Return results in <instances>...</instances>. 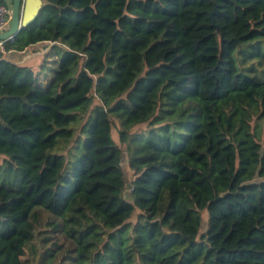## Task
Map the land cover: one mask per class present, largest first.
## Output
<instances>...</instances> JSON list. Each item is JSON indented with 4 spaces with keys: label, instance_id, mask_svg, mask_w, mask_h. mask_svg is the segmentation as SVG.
Masks as SVG:
<instances>
[{
    "label": "trees",
    "instance_id": "trees-1",
    "mask_svg": "<svg viewBox=\"0 0 264 264\" xmlns=\"http://www.w3.org/2000/svg\"><path fill=\"white\" fill-rule=\"evenodd\" d=\"M39 42L37 71L5 59ZM36 239L39 264H264V0H43L0 46V264Z\"/></svg>",
    "mask_w": 264,
    "mask_h": 264
},
{
    "label": "water",
    "instance_id": "water-1",
    "mask_svg": "<svg viewBox=\"0 0 264 264\" xmlns=\"http://www.w3.org/2000/svg\"><path fill=\"white\" fill-rule=\"evenodd\" d=\"M43 5V0H12L10 24L0 32V46L13 41L19 32L33 22Z\"/></svg>",
    "mask_w": 264,
    "mask_h": 264
},
{
    "label": "crops",
    "instance_id": "crops-1",
    "mask_svg": "<svg viewBox=\"0 0 264 264\" xmlns=\"http://www.w3.org/2000/svg\"><path fill=\"white\" fill-rule=\"evenodd\" d=\"M0 2L11 9L12 0H0ZM52 46L53 43L50 42H39L28 46L22 52H9L5 55V59L11 63L29 67L33 71H37Z\"/></svg>",
    "mask_w": 264,
    "mask_h": 264
},
{
    "label": "rangeland",
    "instance_id": "rangeland-1",
    "mask_svg": "<svg viewBox=\"0 0 264 264\" xmlns=\"http://www.w3.org/2000/svg\"><path fill=\"white\" fill-rule=\"evenodd\" d=\"M45 75L43 74L42 75V82H41V87H45V85H46V83H45V77H44ZM47 76L50 78L51 77V73H47ZM114 124H113V132H112V136H113V138L115 139V141H117V143L120 145V147L122 148V151H123V155H122V163H121V165H122V168H123V170H124V173H125V175H126V178L127 179H130V171L128 170V167H127V154H126V149L124 148V146H123V144H120L119 142H118V133H119V131H120V127H118V124L116 123V121L114 120V122H113ZM144 129H146V127L145 126H141V127H138V131H142V130H144ZM128 188V185H127V187H126V189ZM125 196H127V194H128V192L125 190ZM202 221H204V223H203V225H202V228H200V230H199V232L200 233H203L205 230H206V226H207V224H206V222H207V215H206V212L205 211H203L202 212ZM35 245H37L38 246V253H37V256H34V257H31V255H30V250H28L27 251V254H26V256H28L30 259H31V261H32V264H39V261H40V258H41V256H42V249H41V247H40V244H39V240L38 239H36L35 240Z\"/></svg>",
    "mask_w": 264,
    "mask_h": 264
},
{
    "label": "built area",
    "instance_id": "built-area-1",
    "mask_svg": "<svg viewBox=\"0 0 264 264\" xmlns=\"http://www.w3.org/2000/svg\"><path fill=\"white\" fill-rule=\"evenodd\" d=\"M10 9L4 4H0V32L4 31L10 24Z\"/></svg>",
    "mask_w": 264,
    "mask_h": 264
}]
</instances>
